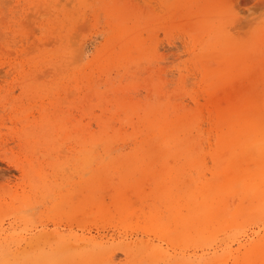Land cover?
Here are the masks:
<instances>
[{"label": "rangeland", "instance_id": "rangeland-1", "mask_svg": "<svg viewBox=\"0 0 264 264\" xmlns=\"http://www.w3.org/2000/svg\"><path fill=\"white\" fill-rule=\"evenodd\" d=\"M190 1L0 0V264H258L242 258L264 237V176L212 205L215 227L192 216L211 203L201 186L257 169L264 16L201 60L191 23L212 0ZM239 106L255 140L228 123Z\"/></svg>", "mask_w": 264, "mask_h": 264}, {"label": "bare ground", "instance_id": "bare-ground-1", "mask_svg": "<svg viewBox=\"0 0 264 264\" xmlns=\"http://www.w3.org/2000/svg\"><path fill=\"white\" fill-rule=\"evenodd\" d=\"M60 0H58L59 2ZM63 1V0H61ZM66 1V0H65ZM181 0H179L180 2ZM184 1V0H183ZM189 2H191L190 0H187ZM69 2V1H68ZM204 2V1H203ZM185 3V2H184ZM188 3V2H187ZM186 3V4H187ZM193 3V2H192ZM200 3V2H199ZM202 3V2H201ZM44 4V3H43ZM50 4V3H49ZM48 4V5H49ZM70 4V3H68ZM152 4V3H151ZM56 5V4H54ZM158 5V4H157ZM182 5V4H181ZM194 5V4H193ZM50 6V5H49ZM67 6V4H66ZM174 6V5H173ZM47 7V6H46ZM58 7V6H57ZM69 7V6H68ZM126 7V6H125ZM165 8V7H164ZM174 7H172L171 9H173ZM178 8V7H177ZM45 9V8H44ZM171 9L169 11H171ZM134 11V10H133ZM205 11L209 12V13H213L214 16H209V15H205L202 16L200 18H198L196 21H194L193 23H191V28L193 29V32L195 33V31H199V30H203V34L200 35L197 39V42L199 44H196L200 47H202V52L198 55V57L201 58V60L206 59L210 53H207V51L209 50H215V47H220V52L223 51H237L240 47V44H242L244 41H247L251 38V34H252V29L254 26V23L256 21L257 18L264 16V0H212L211 3L209 2V4L205 7ZM169 13V12H168ZM168 13H166L168 15ZM203 13V12H202ZM201 13V14H202ZM50 14V13H49ZM170 14V13H169ZM175 14V13H174ZM173 14V15H174ZM43 16V14H41ZM45 16V15H44ZM172 16V15H171ZM4 17V16H3ZM170 17V16H169ZM212 18V19H211ZM50 19V18H49ZM170 19V18H169ZM81 20V19H80ZM2 21V17L1 20ZM90 21V19H89ZM176 22V21H175ZM2 23V22H0ZM84 23V22H83ZM89 23V22H87ZM69 24V23H68ZM78 24V23H77ZM1 25V24H0ZM81 25V24H80ZM83 25V24H82ZM86 25V24H85ZM200 25H202V29L200 28ZM5 26V25H4ZM79 26V25H78ZM4 28V27H3ZM77 28V27H76ZM87 30L88 27L86 26ZM90 28V25H89ZM79 29V28H78ZM76 30V29H75ZM80 30V29H79ZM78 30V31H79ZM55 31V30H54ZM63 32V31H62ZM201 32V31H199ZM1 33V31H0ZM54 33V32H53ZM73 33V32H72ZM185 33V32H184ZM197 33V32H196ZM202 33V32H201ZM264 33V32H263ZM77 34V33H76ZM80 34V33H79ZM78 34V35H79ZM176 34V33H175ZM2 34H0L1 36ZM183 35V34H182ZM263 35V34H262ZM184 36V35H183ZM3 37V36H2ZM71 37V36H70ZM77 36H75L76 38ZM73 38V37H72ZM71 38V39H72ZM78 38V37H77ZM187 38V37H186ZM264 38V37H263ZM64 39V38H63ZM54 40V39H53ZM65 40V39H64ZM186 40V39H185ZM252 40V38L250 39ZM249 40V41H250ZM70 41V40H69ZM53 42V41H52ZM74 42V41H72ZM184 42V40H183ZM264 43V42H263ZM187 44V43H186ZM260 44V43H258ZM257 44V45H258ZM73 46V45H71ZM188 48V47H187ZM196 48V47H195ZM256 48V47H255ZM263 48V47H262ZM3 48H1L2 50ZM190 50V48L188 49ZM192 51V50H191ZM260 52V51H259ZM10 53H13L10 51ZM190 53V51H189ZM231 53V52H230ZM259 54V53H258ZM5 55V53H4ZM13 55V54H12ZM191 55V54H190ZM261 55V54H260ZM211 61V60H210ZM214 63V62H213ZM212 63V64H213ZM140 64V63H139ZM209 64V63H208ZM73 65V64H72ZM140 66V65H139ZM132 67V66H131ZM142 67V65H141ZM212 67V66H211ZM139 68V67H138ZM2 71L0 70V73ZM45 74V71H43ZM144 72V71H143ZM36 75H40V74H36ZM215 73L211 70L208 69V77H212L214 76ZM137 77V76H136ZM215 78V76H214ZM102 80V79H101ZM212 81V79H211ZM217 81V79H216ZM211 84V83H210ZM208 85V84H207ZM217 86V85H215ZM211 88V87H210ZM209 90V87L207 88ZM75 92V91H73ZM76 93V92H75ZM49 94V93H48ZM192 94V93H191ZM207 94V93H206ZM71 95V94H70ZM75 95V94H74ZM210 95V94H209ZM95 99V98H93ZM207 99V98H206ZM209 99V98H208ZM64 100V99H63ZM125 100V99H124ZM92 102L94 100H91ZM95 102V101H94ZM246 102V101H245ZM252 102L255 104V107L257 109L258 112H263L264 113V97H261L260 95L254 97L252 99ZM63 103V102H62ZM96 103V102H95ZM60 104V103H59ZM223 104V103H222ZM253 104V105H254ZM247 105V104H246ZM74 106V105H73ZM92 106V105H91ZM103 106V103H102ZM101 107V106H100ZM212 107V106H211ZM222 108V107H221ZM245 108V107H244ZM243 108V109H244ZM250 108V107H248ZM210 109V108H209ZM240 108V106L236 109V113H237V121L234 123L228 122L230 124V126H233V124H236V127H232L233 133L235 135H237V133L240 131L241 127L244 128L246 134L250 133L251 135H253L255 138H253V140L256 139V134L258 132V128L255 126L250 127L249 125H247L246 122H243V119H246L248 116L244 117V111L242 112L241 110H243ZM84 110V109H83ZM212 110V109H211ZM187 111V110H186ZM194 111V110H193ZM196 111V110H195ZM194 111V112H195ZM220 111V110H219ZM248 111V109H247ZM246 112V111H245ZM221 113L223 114V112H220L218 115L220 118H224L228 119V117H230V113H228L227 115H221ZM226 113V112H225ZM233 113V112H232ZM163 114V112L161 113ZM212 114V112H211ZM210 114V115H211ZM249 114V113H248ZM64 115V114H63ZM213 115V114H212ZM232 115V114H231ZM241 115V116H240ZM105 117V116H104ZM212 118V117H210ZM185 119V118H184ZM198 120V119H197ZM152 122V121H151ZM155 122V121H154ZM219 122H222L221 120H219ZM249 122V121H248ZM199 124V123H198ZM221 124V123H219ZM224 124V123H223ZM116 126V125H115ZM182 127V126H181ZM200 127V126H199ZM92 128V127H91ZM174 131H170V133H167L165 135V138L167 139L168 137H174L175 135H177V133L180 131V128H175L173 129ZM242 130V131H244ZM85 132V131H84ZM90 132V131H89ZM164 132V131H163ZM195 132V131H194ZM79 134H84V133H79ZM91 134V133H90ZM87 135V134H86ZM85 135V136H86ZM248 135V134H247ZM252 136V137H253ZM82 137V135H81ZM86 138V137H85ZM176 138V137H175ZM84 139V138H83ZM252 139V138H251ZM84 141V140H83ZM256 142H253V145H256L254 147V149L258 152V156L259 158L256 159V166L257 169L254 171V173L252 175H247L244 174L243 171H235L236 174V178L230 180L229 178H224V177H219L222 181H227L228 183V191L227 189H225L224 191L219 190L217 192L216 186L212 185V184H204L203 186H201V195L202 196H210L209 200H210V204L208 205H203L204 209L206 208V213L204 215H197V214H193L192 218L195 220V222L197 223L195 226V230L198 231V229L201 227H215L217 223H215V221L219 218V216H217V210L216 207H213L212 205L217 203V204H221V202L224 201V199L229 195L231 196L232 194L234 195V193L238 192L240 183L242 182V185L244 183L245 185V191L246 193H249V190L255 185L253 183V180L255 178V176H259V178H262L260 176H264V150L262 149V147L264 148V145L262 144H255ZM181 144H179L178 146H180ZM186 145V144H185ZM246 145V143H242L239 140H237V136H235L234 138H230L229 141H227V145L226 147L229 149L228 150V154L232 153V151L242 148ZM90 146V145H89ZM172 146V145H171ZM184 146V145H183ZM224 147V146H223ZM193 147H190L189 149L191 150ZM86 151H90V150H86ZM114 155V154H113ZM226 156V155H225ZM230 156V155H229ZM224 158L223 156H219L217 159L219 161L220 164V170H226L225 167L230 168V170H233V158L230 157ZM51 158V157H50ZM49 158V159H50ZM223 161V162H222ZM241 168V167H239ZM245 169V168H244ZM224 172V171H223ZM262 180V179H261ZM262 184V181H261ZM264 187V184H263ZM227 195V196H226ZM235 201V200H234ZM254 202V198L250 199L249 198V203H253ZM253 208V209H252ZM252 214H254V216H259L260 220L264 219V188L262 191V196H260L258 198V205L257 206H251L250 207ZM238 215V214H237ZM193 221V220H192ZM160 226V225H157ZM184 231V230H183ZM189 231V230H188ZM259 234V233H258ZM253 242H251L252 244ZM247 245H243L241 244L239 246V250L242 248H246ZM252 247H254V249H258L259 251L256 252V254L254 253L253 255H245L242 259H253V261H255L256 263L258 262V264H264V237H260V239H258L257 241H255L254 245H252ZM201 255V254H200ZM244 261V260H243ZM238 264V263H237Z\"/></svg>", "mask_w": 264, "mask_h": 264}]
</instances>
